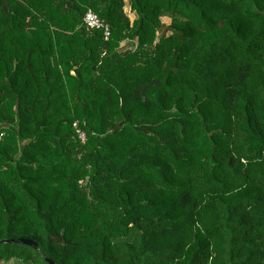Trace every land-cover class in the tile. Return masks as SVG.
Masks as SVG:
<instances>
[{"label":"trees","instance_id":"1","mask_svg":"<svg viewBox=\"0 0 264 264\" xmlns=\"http://www.w3.org/2000/svg\"><path fill=\"white\" fill-rule=\"evenodd\" d=\"M46 259L264 264V0H0V263Z\"/></svg>","mask_w":264,"mask_h":264},{"label":"built area","instance_id":"2","mask_svg":"<svg viewBox=\"0 0 264 264\" xmlns=\"http://www.w3.org/2000/svg\"><path fill=\"white\" fill-rule=\"evenodd\" d=\"M83 22L87 31H100L103 33L106 40L111 37L110 26L92 10H89L85 14ZM77 133L81 141L84 142L86 140L85 134L79 129L77 130Z\"/></svg>","mask_w":264,"mask_h":264},{"label":"rangeland","instance_id":"3","mask_svg":"<svg viewBox=\"0 0 264 264\" xmlns=\"http://www.w3.org/2000/svg\"><path fill=\"white\" fill-rule=\"evenodd\" d=\"M125 11L129 17V19L131 20V22H133L136 19V15L130 11L129 5H126ZM162 22L169 26L171 24V19L165 17V18H162ZM136 44H137L136 41L135 42L125 41L122 43L121 46L123 48L128 47V46H134V48H135ZM38 263L44 264L43 262H41V260H38ZM0 264H26V263H24L23 261H19V260H11L9 262H1Z\"/></svg>","mask_w":264,"mask_h":264},{"label":"water","instance_id":"4","mask_svg":"<svg viewBox=\"0 0 264 264\" xmlns=\"http://www.w3.org/2000/svg\"><path fill=\"white\" fill-rule=\"evenodd\" d=\"M1 243L24 245V246H28L34 250L39 249L38 243H36L35 241H33L31 239H26V238L10 239V240H5ZM46 261L48 264H56L54 261H52L50 259H46Z\"/></svg>","mask_w":264,"mask_h":264}]
</instances>
